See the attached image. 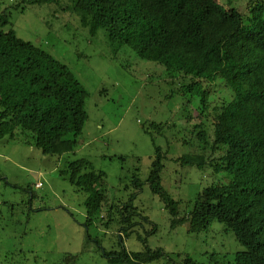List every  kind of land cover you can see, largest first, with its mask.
<instances>
[{
  "label": "trees",
  "instance_id": "obj_1",
  "mask_svg": "<svg viewBox=\"0 0 264 264\" xmlns=\"http://www.w3.org/2000/svg\"><path fill=\"white\" fill-rule=\"evenodd\" d=\"M245 1L246 13L228 11L218 0H30L39 6L68 2L67 11L81 17L91 32L106 31L115 56L128 48L161 67L170 99L181 96L178 86L191 98L199 96L200 122L192 125L183 143L189 150L198 141L202 152L189 150L181 162L202 173L215 163L214 171L227 182L206 187L179 218L180 203L162 184L157 147L148 183L174 218L173 228L187 224L189 233L202 234L218 222L234 234L243 251L212 255L210 264H264V0ZM217 81L226 85L229 97L210 108ZM89 96L70 68L50 53L20 39L13 29L0 32L1 142H19L46 157L75 152L88 121ZM183 111L190 122L189 108ZM152 127L154 133L147 132L155 144V132L161 133L168 124ZM217 152L221 156L216 159ZM62 174L87 196L85 227L108 228L113 220L112 211L105 210L110 206L104 192L107 175L86 159L68 162ZM123 209L121 222L130 221ZM123 235L128 238L130 233ZM86 237L82 253L90 239L88 231ZM124 247L100 252L109 264H201L190 255L176 262L174 254L163 249L129 253ZM65 261L74 264L77 257Z\"/></svg>",
  "mask_w": 264,
  "mask_h": 264
},
{
  "label": "rangeland",
  "instance_id": "obj_2",
  "mask_svg": "<svg viewBox=\"0 0 264 264\" xmlns=\"http://www.w3.org/2000/svg\"><path fill=\"white\" fill-rule=\"evenodd\" d=\"M218 1L228 11L247 12L245 0ZM68 7V2L39 6L30 0H0V32L13 29L20 39L50 53L90 94L88 121L75 152L46 157L19 142L0 141V264H66L67 257H77L74 264H109L100 250L121 251L124 246L129 253L163 249L174 254L176 262L190 255L201 264H210L212 255L243 251L234 234L218 222L202 234L189 233L187 224L173 228L174 218L148 183L157 147L162 155V184L180 203L179 218L186 216L206 187L227 182L214 171L215 163L202 173L181 162L189 150L202 152L198 141L189 150L183 143L192 125L200 122L196 119L199 96L191 98L178 86L181 96L170 99L161 67L141 60L128 48L115 56L106 31L91 32ZM227 97L226 85L217 81L209 107ZM161 123L168 127L155 132L154 144L152 125ZM205 152L211 155L210 150ZM220 156L217 152L214 158ZM80 159L107 175L104 192L110 206L105 210L112 211L113 220L108 228L85 227L87 196L62 174L68 162ZM122 209L130 221L121 222ZM87 231L90 239L82 253ZM128 232L126 238L123 234Z\"/></svg>",
  "mask_w": 264,
  "mask_h": 264
},
{
  "label": "built area",
  "instance_id": "obj_3",
  "mask_svg": "<svg viewBox=\"0 0 264 264\" xmlns=\"http://www.w3.org/2000/svg\"><path fill=\"white\" fill-rule=\"evenodd\" d=\"M37 186H38V187H41V186H42V184H41V183H39Z\"/></svg>",
  "mask_w": 264,
  "mask_h": 264
}]
</instances>
